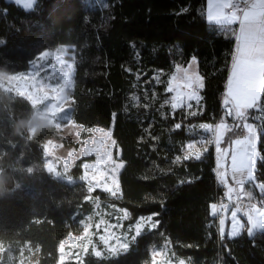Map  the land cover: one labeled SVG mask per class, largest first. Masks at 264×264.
<instances>
[{
	"label": "trees",
	"instance_id": "obj_1",
	"mask_svg": "<svg viewBox=\"0 0 264 264\" xmlns=\"http://www.w3.org/2000/svg\"><path fill=\"white\" fill-rule=\"evenodd\" d=\"M75 1L81 4L75 33L53 36L47 22L64 0H36L29 9L0 0V71H27L44 50L68 46L74 61L71 116L84 127L113 128L124 164L120 197L109 200L99 189L88 190L81 175L89 157H81L67 171L71 182L55 177L46 168L44 153L55 128L41 124L30 132L27 115L14 114L16 172L4 163L0 127L1 180L7 190L13 189L0 194L3 264L7 253L19 259L31 251L36 264H146L153 248L165 244L186 264H264V234L250 237L245 228L238 236L224 233L221 239L217 214L210 208L223 193L214 171V146L200 159H183L193 128L222 118L234 49L231 34L208 22L207 0ZM133 21L141 29L139 36L126 33ZM193 57L204 84L203 110L196 115L182 107L173 109L166 90L175 67ZM250 120L264 126V115ZM257 153L255 176L264 182V132L259 133ZM177 156L181 160L174 162ZM252 189L255 199H264L260 189ZM100 200L127 210V225L158 213L153 221L158 220L159 227L141 232L118 255L88 251L82 259L62 261V242L81 230L82 220L96 211Z\"/></svg>",
	"mask_w": 264,
	"mask_h": 264
},
{
	"label": "rangeland",
	"instance_id": "obj_2",
	"mask_svg": "<svg viewBox=\"0 0 264 264\" xmlns=\"http://www.w3.org/2000/svg\"><path fill=\"white\" fill-rule=\"evenodd\" d=\"M64 1V5L57 9L47 22V30L53 36L73 35L76 31V25L81 13V4L75 0ZM95 1L103 4V0ZM34 4L30 8H32ZM20 5L29 9L28 0H22ZM230 28L231 31L221 29L224 32L231 34L233 37L234 53L237 46L241 43V41L237 39V36H239V24L233 23ZM140 31V27H138L134 21L129 24L126 29V33L129 36H139ZM44 53H47V56L39 60V63L48 68V71L40 72L39 76H37L34 71V62H36L37 58ZM233 53L229 77L232 72ZM38 57L32 61L27 71L18 73H5L0 71V127L4 129V134L1 136V139L5 146V165H10L11 169L16 172L17 163L14 158L16 144L13 138L18 134V130L14 121V114L24 112L29 118L27 128L30 132H34L36 127L41 124L52 125L56 130V136L46 140L44 143L46 168L50 173L59 179L71 182L72 179L66 176L67 171H69L81 157H89V159L82 164L83 172L81 175V180L86 184L88 190L92 192L95 189H99L107 194L109 200L119 198L120 193H117V195L114 196L111 192L104 190L107 184H111L109 177L118 178L119 180V174L122 169L117 168V165L122 161L113 137V128H88L84 126L81 128L79 127L81 124L75 122L72 116V120L65 121L61 117L60 110L49 103L43 93L34 91L30 87L31 85H36L37 88L43 86L47 90L49 83H55V81L51 79L53 75L61 76L64 72L70 71L71 88L74 76V61L72 53L68 50V46L59 45L56 48H48ZM68 66L71 67L69 68ZM185 68L188 70V76H193L194 78V74H199L198 61L195 59V62H191L188 67L177 65L173 77L182 80L183 78L181 74H185ZM229 77L227 89L223 97V114L220 121L225 122L232 130L226 132L222 130L219 136V143L217 144V132L215 126L212 130H206L200 127V125L206 124L199 123L192 130L196 136L193 134L194 138L188 142V144L194 143L196 145L193 151H199L201 153L204 152L205 149L207 150L212 142H215L216 165L226 169L229 167L230 163L233 164V155L236 156L237 164H239L242 159L246 158V153L251 151L248 146L235 143L237 139L243 140L247 135V132L242 127L244 121L235 115L236 102L229 95ZM174 81L175 83H172V89L175 94L174 97H181L179 101L180 106L184 105L183 108L189 113L201 112L203 110L201 100L197 103L195 100H189L187 98V94L191 92L192 89L186 86L183 89L181 82H178L177 80ZM186 81L188 83L187 77ZM70 88L65 90V94L69 97L68 103L71 105V97L69 95ZM197 91L201 97V92L199 90ZM49 95H52L50 91ZM262 96L263 93L261 94V99ZM169 102H172L171 97L169 98ZM188 104H192L193 106L189 108L187 107ZM65 106L67 107V105ZM229 109L233 110L232 115L228 114ZM249 111L251 112V110ZM252 115L257 117L256 119H260V117L264 115V112L256 111L255 113L253 112ZM220 121L219 123H221ZM248 122H252L250 117ZM236 125L241 126L236 127ZM97 128L104 129L105 132H96L95 129ZM78 132L80 133L79 136L77 135ZM108 133H110V135H108ZM200 138L204 140L202 142H204L205 145L200 143ZM87 140H91L92 143L86 145L85 141ZM258 141L259 135L255 145L256 152L258 151ZM85 147L89 148L92 152L91 155L84 154ZM95 149H99V151H94ZM97 157H99L101 161L100 164L97 162ZM113 169H115L114 172ZM2 172L3 171L0 172V194H6L13 189L7 190L4 186L1 180ZM14 176L16 179L17 176ZM221 176H223V174ZM18 185L21 187L19 183ZM249 189L254 192L252 187ZM113 190H115L114 186ZM109 200L104 202L100 200L96 211L91 215L85 216L82 220L81 230L77 233L70 234L62 242L60 246V256L62 261L69 258L82 259L88 251H92L95 255L99 253L97 256H103L108 253L113 254L109 251V247L117 245V241L128 243L130 245V242L133 240L132 236H134L138 225H143V227L140 228L141 232L150 227L146 219L148 216H141L145 219L140 220V217L134 224L127 225L125 221L128 218V215L125 218V210L109 205ZM255 201L257 202V199H255ZM223 228L224 220L223 224H221V229ZM3 252L4 249L0 247V264H3V261L5 260ZM120 252L123 251H119L118 249V253ZM22 256L23 257L20 256L19 259H14L12 254L7 253V260L4 264L37 263L34 251H31L28 254H23ZM180 261H183L184 264H186L184 259H176L165 244L161 247L153 248L152 260L146 264H180Z\"/></svg>",
	"mask_w": 264,
	"mask_h": 264
},
{
	"label": "snow or ice",
	"instance_id": "obj_3",
	"mask_svg": "<svg viewBox=\"0 0 264 264\" xmlns=\"http://www.w3.org/2000/svg\"><path fill=\"white\" fill-rule=\"evenodd\" d=\"M16 3L21 4L22 0H16ZM34 3L35 0H28V7L30 8ZM241 4L247 5V7L241 10ZM222 8H234L236 10L232 11L230 14L218 12L216 15L211 16L210 19L225 31H231L230 26L233 23H238L239 36H237V39L241 41L240 45L237 46L233 53L232 72L229 77V95L236 102L235 115L244 121L242 127L247 132V135L243 138V140L237 139L235 143L244 144L251 149L250 152L246 153V158L242 159L239 164H237L236 156L233 155L232 157L234 180L237 187L228 188V199L231 200V194L236 192L238 201H242L247 198L249 203L246 207L242 204H237V206L232 210L231 216L238 227L234 228V230L229 233V238L240 235L239 229L245 228V224L238 219L237 215L242 211V209L243 215L247 218V224L249 225L247 227V234L252 237L257 233L264 234V199H262L258 204L253 203L252 201L254 197L252 192L249 188L245 187L247 183L252 188L260 189L262 195H264V182H258L254 174L256 157L259 155L256 152L255 145L259 133L264 132V126H258L254 122H248L249 117H251L253 121L257 118L252 115V112H264V108L261 107V94L264 93V0H252L251 4H249V0H225ZM45 56H47V53L38 57L37 61L34 62V71L37 76H39L40 72L48 71V68L39 63V60L43 59ZM193 62H195V57H193ZM68 67L70 68L71 66ZM184 71L188 79V83L185 86L192 89V91L187 94V98L189 100H195L199 103L201 97L196 89L204 87L203 77L197 73L194 74L193 78V76L187 75V68H185ZM51 79L54 80L55 83H49L47 90L43 86L37 88L36 85H31L30 87L34 91L43 93L48 102L60 110L61 117L65 121L72 120L70 115L71 105L68 103L69 97L65 94V90L70 88L71 85V72H64L61 76L53 75ZM157 79L159 78L157 77ZM174 80L175 77H172L169 81V87L166 89L167 91L173 90L172 83ZM49 91L52 95H49ZM133 99L137 98L133 97ZM180 99L181 97L172 98L171 107L173 109L180 107ZM165 103H168V101H165ZM65 105H67V107ZM192 106V104L187 105L189 108ZM249 110L252 111L250 112ZM196 114V112L190 113V115ZM228 114L232 115L233 110L229 109ZM240 126L241 125H236V127ZM79 127L83 128V125H79ZM175 127L179 129L181 125L176 124ZM200 127L206 130L213 129L212 125H200ZM215 130L217 132L216 142L218 144L221 131H231L232 129L229 128L225 122L221 121V123L215 126ZM95 131L101 133L105 132L104 129L99 128L95 129ZM77 135L79 136L80 133L78 132ZM108 135H110V133H108ZM91 143V140L85 141L86 145ZM195 147L196 145L194 143L186 145L188 154L183 157L184 160L192 157L200 159L201 152L193 151ZM94 151H99V149H95ZM84 154L91 155L92 152L88 147H85ZM180 160L181 157L177 156L174 162H178ZM97 162L99 164L101 163L99 157H97ZM123 166L124 165L121 162L117 165V168H122ZM114 171L115 169H113V172ZM237 176L239 179H236ZM109 179L111 180V184H107L104 190L111 192L115 196L117 193L121 192L119 180L114 177H109ZM184 182L185 181H181V183ZM224 182L227 183L226 180ZM113 186L115 190H113ZM223 207L225 209L227 208L226 205ZM210 208L212 209L211 214L215 215L218 211L217 205L212 204L210 205ZM127 215V210H125V218ZM157 215L158 213H153L146 218L148 225L150 226L149 230H155L159 227L160 222L158 220L153 221V217ZM144 219V217L140 218V220ZM221 224H223V220H221ZM141 227H143V225H138L134 236H132L133 240L141 235ZM220 235L221 239H223V229H221ZM117 245L109 247V251L112 252L113 255L119 254L118 249L119 251H126L129 248L128 243L121 241H117ZM97 255H99V253H97ZM180 264H184V262L180 261Z\"/></svg>",
	"mask_w": 264,
	"mask_h": 264
},
{
	"label": "crops",
	"instance_id": "obj_4",
	"mask_svg": "<svg viewBox=\"0 0 264 264\" xmlns=\"http://www.w3.org/2000/svg\"><path fill=\"white\" fill-rule=\"evenodd\" d=\"M225 2V0H207V20L208 22L210 23H213V24H216L213 20L210 19L211 16H214L216 15L218 12H223V13H226L225 10L226 8H222V5L223 3ZM252 0H249V4H251ZM217 25V24H216ZM220 27V26H219ZM221 28V27H220ZM223 29V28H222ZM196 59V58H195ZM198 61V60H197ZM193 62V58L190 60V62L186 65H182L184 67H188L189 64ZM180 65V64H179ZM176 69V67H175ZM230 72V71H229ZM175 73V70L174 72ZM173 73L170 75V78H169V81L171 80V78L173 77ZM182 75V80L180 79H177V77H175V80H177L178 82H181L182 84V87L184 89L185 85L187 84V81H186V74H181ZM200 75V73H199ZM201 76V75H200ZM169 81H168V87H169ZM175 83V81H173ZM228 83V81H227ZM180 84V83H178ZM201 89V88H200ZM226 89H227V86H226ZM171 93V98H173L175 96V94L173 93L174 91H169ZM226 92V91H225ZM221 122V121H220ZM206 125H212L213 127L216 126L218 123L215 124H210V123H205ZM226 132V131H224ZM202 134V133H201ZM204 137V136H203ZM215 140V139H214ZM213 140V141H214ZM214 143L215 142H212V145L214 146ZM215 148V147H214ZM217 166V165H216ZM219 167V166H217ZM220 170H221V174H220V179L224 182L225 180L227 181L226 186L227 188L229 187H232L234 188L233 186V183H232V180H231V177H230V170H233V164H229V167L226 169V168H221L219 167ZM223 174V176H221ZM239 178V177H238ZM246 188H250V185H248L246 183L245 185ZM250 190V189H249ZM251 192L253 193L254 197H255V194L254 192L251 190ZM260 201L257 200V202L255 201V203H259ZM233 209H225L221 214H218V211L216 212L217 214V217H218V225H219V229H220V232H221V219L224 220V228H223V234L224 233H230L232 230H234V228L238 227L235 223V221L233 220L232 216H231V212H232ZM238 219L245 224V228H247L249 225L247 224V218L243 215H241V213H238ZM244 228V229H245ZM243 229H239L240 232H242Z\"/></svg>",
	"mask_w": 264,
	"mask_h": 264
},
{
	"label": "built area",
	"instance_id": "obj_5",
	"mask_svg": "<svg viewBox=\"0 0 264 264\" xmlns=\"http://www.w3.org/2000/svg\"><path fill=\"white\" fill-rule=\"evenodd\" d=\"M245 7H247V5H244V4H241L240 5V8H241V10L242 9H244ZM234 10H236V9H234V8H226V10H225V12L227 13V14H230L232 11H234ZM197 90H199L200 91V88H197ZM183 106L184 105H181L180 107H182L183 108ZM201 136V135H200ZM202 141H204L202 138H200V143L202 144V145H205L204 144V142H202ZM209 148V147H208ZM214 150H215V148H214ZM215 175H216V178H217V181H218V183H219V186H220V188L223 190V193H222V195L219 197V199H218V201H217V209H218V214H221L224 210H225V208L223 207V206H227V208L226 209H228V208H230V209H234L236 206H237V204H242V205H244L245 207L248 205V199L247 198H245L244 200H242V201H238L237 200V193L236 192H233L232 194H231V200H229L228 199V195H229V193H228V188H227V186H226V184L220 179V175L219 174H221V170H220V168L219 167H217V166H215ZM229 174H230V177H231V180H232V183H233V186H234V188H236L237 187V185H236V183H235V180H234V173H233V170H230V172H229ZM236 179H239L238 178V176L236 177ZM253 195V194H252ZM253 197H254V195H253ZM253 203H255V199H253V201H252ZM241 213V215H243V209H242V211L240 212ZM244 216V215H243Z\"/></svg>",
	"mask_w": 264,
	"mask_h": 264
}]
</instances>
